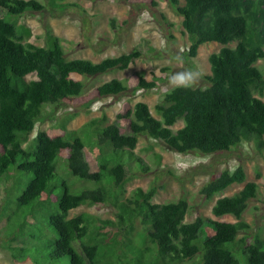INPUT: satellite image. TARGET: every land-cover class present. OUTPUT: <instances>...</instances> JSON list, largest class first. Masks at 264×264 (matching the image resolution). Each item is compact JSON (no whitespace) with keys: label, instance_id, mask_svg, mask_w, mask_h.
Instances as JSON below:
<instances>
[{"label":"trees","instance_id":"16d2710c","mask_svg":"<svg viewBox=\"0 0 264 264\" xmlns=\"http://www.w3.org/2000/svg\"><path fill=\"white\" fill-rule=\"evenodd\" d=\"M170 2L182 16L187 57H195L204 43L221 45L208 55L206 86L165 91L155 106L159 117L137 101L121 117L124 125L119 120L103 125L104 119L96 118L79 129L62 128L54 136L40 130L30 140L42 108L82 92L83 83L72 74L95 76L125 69L140 51L99 62L67 59L49 30L46 44L35 45L24 41L31 34L29 28L0 15V184L5 193L0 213L10 238L22 240L21 247L5 245L14 259L27 257L32 264H238L232 245L238 254L243 252L246 264H264V236L255 235L251 241L238 237L248 228L241 215L257 188L253 181L244 182L241 165L222 170L200 189L210 199L233 183H243L239 191L217 198L211 207L212 215L231 214L235 221L200 215L185 221L187 200L153 202L154 186L136 187L123 196L132 170H148L135 153L140 134L161 140L178 153L201 155L229 150L243 139L253 138L257 147L264 143V78L254 65L259 59L264 62V0ZM41 8L36 0H0V12L17 17ZM110 23L114 26L113 20ZM136 86L153 88L155 82L139 76ZM124 90L119 80L111 79L96 88V95ZM97 203L113 205L115 224L127 227V232L136 220L141 225L123 242L131 257L117 255L115 237L100 231L107 223L113 225L111 220L87 213L68 217L72 209Z\"/></svg>","mask_w":264,"mask_h":264},{"label":"rangeland","instance_id":"374dc122","mask_svg":"<svg viewBox=\"0 0 264 264\" xmlns=\"http://www.w3.org/2000/svg\"><path fill=\"white\" fill-rule=\"evenodd\" d=\"M41 5L40 10H30L20 16L5 15L8 22L29 28L30 36L24 41L35 44H46V30L56 36L61 42L67 59L84 58L99 62L107 57L118 56L133 50L140 51L136 61L125 69H110L95 76L72 74V78L83 83L82 92L52 107H44L41 116L36 120L34 129L28 136L30 140L37 131L45 130L54 136L62 133V128L79 129L91 119H104L103 125L119 120L132 109L137 101L145 102L155 117L159 115L155 106L161 103L163 93L173 86L169 85V77L180 71L195 69L200 72V79L194 87L207 85L205 76L209 74L208 55L218 51L221 45L208 42L198 47L195 57H187L184 52L188 39L183 32L182 16L178 14L170 0H129L117 2L114 0H56L55 6L50 0H36ZM152 1L156 5L152 4ZM179 4L182 0H179ZM114 21V26L110 21ZM234 43L229 44L233 46ZM181 56L183 63H177L174 57ZM254 65L264 78V62L257 60ZM141 76L147 81H154L153 88H137V79ZM30 77V76H29ZM111 79L119 80L125 90L117 95L100 97L96 88ZM264 100V92L261 97ZM178 123L174 128L180 126ZM264 141V136H263ZM135 153L139 155L148 170H132V175L126 181L124 197L131 194L136 187L147 190L155 187L153 202L176 201L185 199L189 209L185 221H192L197 215L215 220L235 221L231 214L214 216L211 207L215 200L222 196H231L239 191L243 183H233L223 191L216 193L210 199L201 193V187L211 178L218 176L224 170H233L238 165L243 167L245 181L256 183V196L244 209L241 219L248 228L238 237L246 236L247 241L255 235L264 236V143L257 147L253 138L243 139L229 150L210 155L195 152L178 153L171 150L161 140H154L145 134L138 135ZM89 157V153L86 152ZM5 193L0 184V208L4 203ZM116 208L110 203L83 204L69 211L68 217L87 213L99 220H111L100 229L105 237H115V253L131 257L123 244L126 237L138 232L141 225L136 220L130 232L115 224ZM99 225L100 222L94 221ZM7 222L0 213V264H32L30 259L19 261L10 256L5 248L6 243L21 247L20 239L12 240L6 233ZM108 239V238H107ZM133 241L136 240L133 238ZM33 241L27 243L29 246ZM80 251L77 243L75 244ZM230 248L238 264H246L243 252L238 254ZM188 264V263H187ZM197 264V263H193Z\"/></svg>","mask_w":264,"mask_h":264},{"label":"clouds","instance_id":"9594fccd","mask_svg":"<svg viewBox=\"0 0 264 264\" xmlns=\"http://www.w3.org/2000/svg\"><path fill=\"white\" fill-rule=\"evenodd\" d=\"M177 63H183L181 56L174 57ZM200 72L195 69H188L180 72H176L169 77V85L175 88L188 89L193 87L200 79Z\"/></svg>","mask_w":264,"mask_h":264}]
</instances>
